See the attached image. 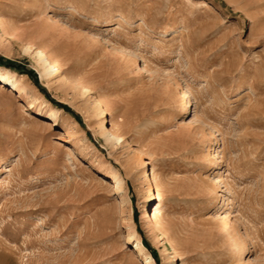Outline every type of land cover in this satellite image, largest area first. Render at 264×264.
Segmentation results:
<instances>
[{
  "label": "rangeland",
  "instance_id": "rangeland-1",
  "mask_svg": "<svg viewBox=\"0 0 264 264\" xmlns=\"http://www.w3.org/2000/svg\"><path fill=\"white\" fill-rule=\"evenodd\" d=\"M0 72V264H264V0H0Z\"/></svg>",
  "mask_w": 264,
  "mask_h": 264
},
{
  "label": "bare ground",
  "instance_id": "bare-ground-1",
  "mask_svg": "<svg viewBox=\"0 0 264 264\" xmlns=\"http://www.w3.org/2000/svg\"><path fill=\"white\" fill-rule=\"evenodd\" d=\"M29 49H30V47H25V50H29ZM33 55L35 58V63H36L40 78H46L47 79L54 73V71L57 70L56 65L51 63L50 59L45 55L43 50L36 48L33 50ZM4 73H6V72H4ZM0 77H2V80L3 81L5 80L6 83H9L11 85L13 84V80L10 79L7 75L2 76L1 72H0ZM78 90L81 92H84L86 90V88L84 86H79ZM72 123L74 125H78L77 121H75V120H73ZM100 130H101L100 133L104 134L107 141L119 139L120 135L118 136L115 133L106 132L105 130H103L102 125L100 126ZM140 160H141V155L138 152H136L134 154L133 158H131L130 160L129 159L126 160L124 162V164L121 163V166L123 165L124 174H119L114 167H111V169L109 171V176L112 179H115V183L117 184V186H120L124 182V179L128 178V175L135 168V166H137L140 163ZM131 234L135 235L136 232L133 230ZM135 246L140 251H145V256H144L145 262L147 264H153L152 256L146 251V249H145V247L142 244L140 239H136Z\"/></svg>",
  "mask_w": 264,
  "mask_h": 264
}]
</instances>
